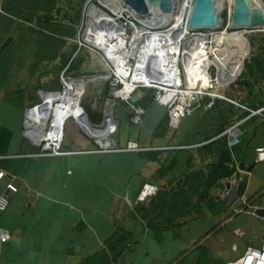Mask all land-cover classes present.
Masks as SVG:
<instances>
[{
    "label": "crops",
    "instance_id": "1",
    "mask_svg": "<svg viewBox=\"0 0 264 264\" xmlns=\"http://www.w3.org/2000/svg\"><path fill=\"white\" fill-rule=\"evenodd\" d=\"M57 9L58 0H0V169L7 175L0 195L11 178L18 188L0 212V236L10 234L0 242V264H230L263 246L264 219L255 211L264 209V163H256L255 151L264 148V121L231 151L239 170L227 187L239 174V199L227 207L228 189L176 224L148 225L132 207L193 171L204 143L196 114L175 123L154 104L135 126L119 106L111 137L117 149L92 148L68 121V154L36 157L26 113L41 92L54 91V70L76 41L73 27L54 21ZM129 141L142 150H125Z\"/></svg>",
    "mask_w": 264,
    "mask_h": 264
},
{
    "label": "bare ground",
    "instance_id": "2",
    "mask_svg": "<svg viewBox=\"0 0 264 264\" xmlns=\"http://www.w3.org/2000/svg\"><path fill=\"white\" fill-rule=\"evenodd\" d=\"M101 1L104 4L106 0ZM112 1L118 6L119 17L114 18L91 5L87 26L78 40L80 44L88 46L92 53L98 51L106 57L108 61L103 56V63L108 73L80 80L65 79L63 91L45 97V108L58 111L60 125L64 129L69 120L75 121L102 149L116 145L112 146L111 140L115 101L131 96L134 84L142 81L163 82L161 73L181 63V72L190 86L206 77L211 67L227 73L240 58L236 44L240 43L241 36L264 30L262 0H245L251 11V22L240 28L234 26L237 0H213L216 20L212 26L203 28L191 25L196 0H176L172 14L161 13L158 1L148 2V16L138 15L120 0ZM224 14H227V21ZM112 77L121 78L125 88L114 93L115 101L107 102L104 126L95 127L92 118L81 106L83 95L91 83L106 82ZM219 78L217 73V89L229 86L230 83L220 84ZM214 95L218 97L217 93Z\"/></svg>",
    "mask_w": 264,
    "mask_h": 264
},
{
    "label": "rangeland",
    "instance_id": "3",
    "mask_svg": "<svg viewBox=\"0 0 264 264\" xmlns=\"http://www.w3.org/2000/svg\"><path fill=\"white\" fill-rule=\"evenodd\" d=\"M262 1L264 4V0ZM91 5L114 18L119 17L118 6L112 0H106L104 4L101 0H58L54 21L73 27L76 30V41L72 53L63 58L54 70V91L64 89L65 79L80 80L108 73L103 63L104 55L98 51L92 53L88 46L78 42L87 26ZM223 17L227 21V14ZM241 37L240 43L236 44L240 58L235 67L227 73L210 68L215 79L219 74L220 84H230L217 89L218 98L211 100L206 97L197 108L195 114L200 117L204 143L198 151L193 171L187 177L174 180L140 198L141 201H136L132 214L142 222L148 225H168L191 220L198 215L202 202L228 191L227 181L231 178L229 174L235 171V166L232 164V154L224 133L235 124L243 123L242 131H246L243 138H247L252 133L253 126L264 121V30ZM113 82L111 78L86 87L81 106L96 125L103 123L107 102L115 101ZM142 92L145 97L141 107L147 112L149 106L154 105V92ZM47 95L48 93L43 95L44 100ZM119 103L118 100L115 101V111L119 106L127 108V105H118ZM176 128L177 125L172 126L173 131ZM78 130L83 138L89 140L85 132L80 128ZM90 142L92 148L101 151L95 140Z\"/></svg>",
    "mask_w": 264,
    "mask_h": 264
},
{
    "label": "built area",
    "instance_id": "4",
    "mask_svg": "<svg viewBox=\"0 0 264 264\" xmlns=\"http://www.w3.org/2000/svg\"><path fill=\"white\" fill-rule=\"evenodd\" d=\"M181 68L182 63L174 67L171 66V69L166 70L164 74L161 73L164 76L163 82L147 83L146 81H142L136 83L134 84V89L131 96L127 97L125 100H123L122 97L116 99V101L118 100L120 102L118 105H127L129 119L133 125H141L146 114L145 110L141 107V102L145 97L142 91H153L154 104L163 107L166 110L168 117L175 123H179L186 118L192 117L196 113L197 108L204 98L208 97L211 100L218 98L214 95V93H217V87L216 79L213 77L211 69L207 73L206 77L200 78L197 83H194L193 86H190L186 77L184 74H182ZM112 79L114 81L112 83L114 93L122 91L125 88L121 78L118 80L117 78L112 77ZM60 91L61 90H59V92ZM47 93L53 94L55 92H41L40 102L28 109L26 113V133L38 147L39 152L36 154V157L57 158L68 153L63 149L65 135L64 128L62 125H60V114L55 108H45V100L43 95ZM135 95L138 96L137 101L134 100ZM209 106H211V104ZM104 124L105 115L101 125H96L93 123L95 127H103ZM242 124L243 123L235 124L232 128L224 133L230 151L239 145L241 139L244 136ZM39 131L40 133H38ZM115 134L116 127L114 128L111 135L114 136ZM115 149H117L116 145L114 148H101V151L107 152ZM125 150L141 151L142 148L138 143L129 141L125 147ZM255 153L256 163H264V148H257ZM233 163L236 169L239 170L237 163L235 161ZM5 179H7V175L3 170L0 169V182L4 181ZM5 189L6 190L4 193L0 195L1 213L6 212L11 205L10 194H15L18 192L14 178L9 179ZM242 201L244 205H247L245 197L242 198ZM8 241H10V234L8 232H3L0 236V242L5 244ZM230 264H264V245L259 248L248 247L243 258Z\"/></svg>",
    "mask_w": 264,
    "mask_h": 264
},
{
    "label": "water",
    "instance_id": "5",
    "mask_svg": "<svg viewBox=\"0 0 264 264\" xmlns=\"http://www.w3.org/2000/svg\"><path fill=\"white\" fill-rule=\"evenodd\" d=\"M124 5L132 8L140 16H148L150 8L148 2L158 1L160 11L163 14H172L175 10L176 0H120ZM216 20L215 5L213 0H196L191 25L194 28L210 27ZM251 22V11L245 0H237L235 8L234 26L245 27ZM138 100V96H134ZM240 175L235 177L234 184L228 189V195L224 201L227 207H231L239 199ZM255 215L264 219V209H257Z\"/></svg>",
    "mask_w": 264,
    "mask_h": 264
},
{
    "label": "trees",
    "instance_id": "6",
    "mask_svg": "<svg viewBox=\"0 0 264 264\" xmlns=\"http://www.w3.org/2000/svg\"><path fill=\"white\" fill-rule=\"evenodd\" d=\"M143 102H141V104H142ZM234 173H235V171L234 172H231L230 174H229V176H234Z\"/></svg>",
    "mask_w": 264,
    "mask_h": 264
}]
</instances>
